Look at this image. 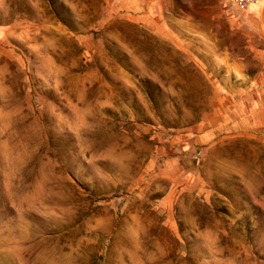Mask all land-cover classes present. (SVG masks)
Masks as SVG:
<instances>
[{
	"label": "rangeland",
	"instance_id": "rangeland-1",
	"mask_svg": "<svg viewBox=\"0 0 264 264\" xmlns=\"http://www.w3.org/2000/svg\"><path fill=\"white\" fill-rule=\"evenodd\" d=\"M263 108L264 1L0 0V264H264Z\"/></svg>",
	"mask_w": 264,
	"mask_h": 264
},
{
	"label": "built area",
	"instance_id": "built-area-1",
	"mask_svg": "<svg viewBox=\"0 0 264 264\" xmlns=\"http://www.w3.org/2000/svg\"><path fill=\"white\" fill-rule=\"evenodd\" d=\"M264 0H231L233 8L238 12L246 11L251 5Z\"/></svg>",
	"mask_w": 264,
	"mask_h": 264
},
{
	"label": "crops",
	"instance_id": "crops-1",
	"mask_svg": "<svg viewBox=\"0 0 264 264\" xmlns=\"http://www.w3.org/2000/svg\"><path fill=\"white\" fill-rule=\"evenodd\" d=\"M263 113H264V108H263ZM168 178H170V179H174V176H172V175H166Z\"/></svg>",
	"mask_w": 264,
	"mask_h": 264
}]
</instances>
